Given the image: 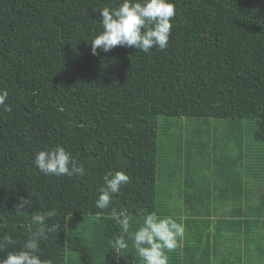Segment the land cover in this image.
<instances>
[{"label": "trees", "instance_id": "trees-1", "mask_svg": "<svg viewBox=\"0 0 264 264\" xmlns=\"http://www.w3.org/2000/svg\"><path fill=\"white\" fill-rule=\"evenodd\" d=\"M120 2L0 0V89L12 105L0 109V238L16 241L0 257L22 248L34 214L55 209L42 260L141 264L128 236L123 257L110 247L122 234L111 217L123 209L130 232L144 210L183 224L169 264H264V0H173L165 51L117 46L92 55L100 11ZM181 118L230 123L228 159L216 158L217 139L202 145L212 161L207 187L194 183L191 138L160 140V128L172 131L170 120ZM57 144L84 165V177L36 168V153ZM175 151L184 167L173 163ZM114 171L131 181L98 209L103 177ZM160 173L181 190L178 213L161 200L169 190L161 193ZM20 197L30 205L17 213Z\"/></svg>", "mask_w": 264, "mask_h": 264}, {"label": "clouds", "instance_id": "clouds-1", "mask_svg": "<svg viewBox=\"0 0 264 264\" xmlns=\"http://www.w3.org/2000/svg\"><path fill=\"white\" fill-rule=\"evenodd\" d=\"M176 7L173 0H121L115 8L105 7L100 11L102 31L91 41V54L98 55V50L109 52L117 46L135 48L144 53L152 49L165 51L173 31V19ZM9 92L0 89V109L12 112V105L7 103ZM34 164L46 176L73 177L85 176V167L78 158L57 144L51 149H43L36 153ZM103 185L98 189L100 195L95 207L109 209L113 198L121 192L123 186L131 181L124 171L109 172L103 177ZM30 205V199L20 197L16 204V212L21 213ZM56 215L55 209L31 217L29 236L18 251H8L0 257V264H52L41 259V241L47 240L56 226L49 227L46 221ZM122 230V234L110 241L114 258L129 248L125 239L132 241V248L141 264H169L168 253L173 252L183 239L185 228L172 216H159L155 211L143 212V224L130 232L133 217L127 210H120L111 217ZM16 243L12 235L5 234L0 238V252ZM136 257H133L135 261Z\"/></svg>", "mask_w": 264, "mask_h": 264}, {"label": "rangeland", "instance_id": "rangeland-1", "mask_svg": "<svg viewBox=\"0 0 264 264\" xmlns=\"http://www.w3.org/2000/svg\"><path fill=\"white\" fill-rule=\"evenodd\" d=\"M172 125L171 126L173 128L172 131H163L160 128V133H159V137L160 140L162 139L163 135H168L169 138H174V137H178L179 132H182V137L181 139L183 141H185V136H187L188 138H191V141H193L194 143L190 146L191 149V153H192V158L190 160V162L192 163V174H193V179L194 183L202 186V187H207L209 180L212 179V177H210V170L209 169H205L206 166H208L209 163H212L211 159H209L208 156L203 157V154L201 153L202 151V145H204L205 143L209 142V140H214L217 139L218 142V150L217 152V156L216 158L220 160V158L223 159H228L227 157H225L223 155V150H227V135L229 132V127H230V123L228 121H224V120H214V119H210V120H201V119H196V120H187L185 118H181V119H173L170 120ZM166 121L161 120L160 124H165ZM183 125V128H182ZM226 135V137H225ZM176 148L179 151H183L184 149L181 148L180 144L176 145ZM172 154V153H171ZM172 159H173V163H175L176 167L179 166H183L186 164L185 162V158L183 157L182 160H179L178 158V153L175 151L174 155L172 154ZM210 157L213 158L215 157L213 155V153H210ZM229 157H234V155L229 154ZM203 159H205L203 161ZM170 162H171V158H170ZM180 162V164H179ZM163 163L162 159H159V164L160 167ZM158 164V169L160 168ZM170 164V163H169ZM201 169H205L201 170ZM161 170V168L159 169V171ZM201 171V172H200ZM169 171L167 172V176H168ZM161 177V178H160ZM164 176L162 173H160V175H158V184L160 187L161 193L163 194L164 191L169 190L168 192H166L164 199L161 195V200L164 201L165 205H169V208L175 212H179L178 208H175L177 206H179L181 204V195L180 192L181 191L179 188H172V180L170 179H166L163 180ZM206 179V181H204V179ZM167 195V196H166ZM172 206V207H171Z\"/></svg>", "mask_w": 264, "mask_h": 264}]
</instances>
